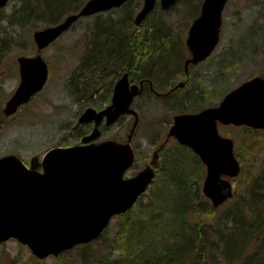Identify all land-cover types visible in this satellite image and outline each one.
Returning <instances> with one entry per match:
<instances>
[{"label":"rangeland","instance_id":"rangeland-1","mask_svg":"<svg viewBox=\"0 0 264 264\" xmlns=\"http://www.w3.org/2000/svg\"><path fill=\"white\" fill-rule=\"evenodd\" d=\"M18 1L9 0L0 10V106L14 93L18 84L17 57L34 55L36 45L33 33L48 27L43 23L38 24L36 20L33 26L9 22L7 20L9 13L17 7ZM86 1L68 2L73 6H70L68 12L58 15L59 22L72 14L75 6L77 8L80 3L84 4ZM137 1L79 18L57 40L40 52L48 64L49 83L1 131L0 157L14 154L27 164L31 157L40 158L52 147L80 144L79 139L89 132L90 128L80 125L78 117L87 107L99 110L108 105L110 88L116 73L112 70L110 74L94 82L97 88L95 94H85L86 92L79 86L89 74L82 61L92 52L91 47L95 38L93 28L98 24L94 25V22L99 20L103 23L107 19H116L126 13H129L133 22L142 4L140 0ZM201 1L183 0L167 12L154 8L140 28L133 25L139 28L138 33L135 31L137 33L135 40L139 43L144 30H147L146 33L150 31L147 26L149 21L158 19L156 25H160V31H167L174 42L175 38L181 39L180 46L177 43L175 45L179 54H182L181 58H185L183 55L187 54V51L184 39L193 20L191 17L187 18L186 10L192 13L194 6ZM212 54L208 62L210 66L202 64L193 69V73L202 69L201 66L205 68L202 73L205 70L206 72L212 70L210 79L206 76V81L204 80L198 91H210L204 97V101L201 100L206 107L217 104L226 93L243 82L255 76L264 77V0L227 1L222 12L219 43ZM217 61L216 67L218 66L220 74L214 70ZM120 68H122L120 71H123L126 66ZM214 75L219 76L218 84H213ZM196 94L197 92L194 93ZM203 105L196 108L194 105H187L186 108L198 110ZM133 107L138 115L126 114L116 124L101 130L99 138L100 141L113 140L130 144L135 158L133 166L125 173L124 178L134 177L148 166L153 170L151 184L139 196L129 212L113 217L105 231L99 238L90 242L88 247L76 246L58 256H49L41 260L32 256L27 247L15 240H8L0 245V264H97L103 258H119L123 255L122 251L128 247L134 246L133 249H137L135 243L133 245L126 241L129 227L135 229L140 226L147 227V222L152 221V217L159 210L160 214L163 212V217H170L168 215L181 210L174 205L183 200L190 203L186 208L187 212L192 213L187 219L188 223L204 234L207 242L203 253L205 264H238L243 254L254 253L263 247L264 244L261 246L258 241L262 240L261 237L258 240L254 239L257 235L263 236V231L257 232L254 227L264 222V130L218 125L219 135L233 141L234 155L240 164V172L232 180L233 196L218 207H213L202 193L206 169L199 157L197 155L194 157L191 150L179 145L176 139L168 135L174 115L188 110H179L169 104H158L154 97L148 96L140 97ZM134 117H137V123L132 129ZM161 146L162 150L154 161V151ZM177 176L185 180L178 187L172 180ZM158 197L171 199L168 200L169 204L165 211L155 205ZM228 216L240 217L237 219H242V222L246 223L248 231L244 233L239 231L238 227L234 228V236L238 239L237 247L232 253L225 255L221 249L220 238L226 236V232L230 230L227 228L229 224L224 220ZM178 225V223L166 225V228L150 225V232L148 230L141 232L146 235L139 241L140 247L146 252L144 257L160 248L174 250L179 242L175 241L181 238ZM186 228L188 230L189 227Z\"/></svg>","mask_w":264,"mask_h":264},{"label":"water","instance_id":"water-1","mask_svg":"<svg viewBox=\"0 0 264 264\" xmlns=\"http://www.w3.org/2000/svg\"><path fill=\"white\" fill-rule=\"evenodd\" d=\"M8 1L0 0V9ZM127 1L87 0L77 13L33 33L38 51L79 18L120 7ZM140 1L142 6L134 17L135 25L141 24L157 2ZM178 1L158 0V3L165 11ZM226 2L202 1L200 14L187 33L186 46L192 55L187 63L204 60L217 45ZM16 60L20 81L6 103L5 115L15 112L39 92L47 79V65L39 54L32 58L19 56ZM138 94V87L129 86L124 74L113 87L111 104L99 112L85 109L78 122L93 119L97 124L106 116V125H110L120 115H136L130 105ZM217 122L264 129V78L255 76L243 82L228 92L216 107L175 116L169 129L168 135L190 148L205 165L202 193L213 207L233 196L231 179L240 172L233 154V141L219 135ZM98 136L95 127L80 144L51 149L41 160L42 171L36 170V159L27 168L15 155L0 158V245L13 239L27 247L38 260L58 256L96 240L113 217L131 209L151 184L153 170L148 166L134 177L124 178L134 162L130 144L113 140L92 143Z\"/></svg>","mask_w":264,"mask_h":264},{"label":"trees","instance_id":"trees-1","mask_svg":"<svg viewBox=\"0 0 264 264\" xmlns=\"http://www.w3.org/2000/svg\"><path fill=\"white\" fill-rule=\"evenodd\" d=\"M70 1L71 0H19L17 7L9 13L7 20L18 25L29 24L31 26L36 24L34 22V20H36L38 24L43 23L47 26H51L59 22V14L68 12V9L71 8L70 6H73L69 5L68 2ZM133 1L136 0H129L123 6L129 5ZM182 1L183 0L180 2ZM82 5L83 3H80L77 8L75 6V9L72 11L76 13ZM199 5L200 4L194 6L192 13L187 12L186 10L187 18L191 17L194 19L197 17ZM155 8L159 9L158 6H155ZM73 12L72 14H74ZM95 22L94 25L98 24L97 27L93 28L95 31V38L91 47L92 52L87 58H83L82 61V64L85 65V68L88 70L87 73H89L88 78L85 77L86 80L82 81L83 83H79L80 88L86 92L85 94H95L97 88L94 82H97L104 76H107L112 70L114 73H117L122 69L120 67L123 65L126 66L125 70H134L136 71L135 74L141 75L142 78H149L152 75H156L158 78H166L168 74L172 73V71L177 70L180 61L178 47L174 44L175 42L171 40L167 31H160V25H156L158 19L149 21L147 26L150 31L149 33H146L147 30H144L145 32L142 33V40L139 42L140 44L135 40L137 38L139 28L133 26L132 18L130 19L129 13H126V15H122L116 19H107L103 23L99 20H95ZM147 22H145V24ZM135 31H137V33ZM89 41H91V39ZM253 47V49H255L256 45ZM230 61L231 60L229 59L228 62ZM214 79L215 78H213V83ZM190 152L194 155V157H196L192 151ZM177 177V179H172L174 180L173 183L176 187H178L182 181L185 182L183 177ZM161 200L164 201L161 202ZM168 200L158 197L155 205L157 208L158 206L162 207V210L165 211L166 206L169 204ZM189 205V201L183 200V202L181 201L174 205L181 210L168 215L170 217H163V212L160 214L159 210L158 213L154 215L155 217H152V221L147 222V227L141 228L140 226L136 229L134 227H129L127 230L126 241L131 242L132 244L135 243L137 249H133L134 246L131 248L128 247L127 250L129 251H122L123 255L121 257L116 259L103 258L100 263L97 264H205V257L203 256V253L207 242L204 239V234H201L188 223L187 219L192 214L189 213V211H186V208H188ZM127 212L124 215H126ZM237 218L240 217L228 216L224 218L225 223L229 224L227 225L229 227H226L228 230L230 229L226 232V236L220 238L221 249L225 255H229L237 247L238 239L234 236V228L238 227L239 231L244 233H247L248 231V226L245 225L246 223L242 222V219L240 220ZM177 223L179 224L177 228L180 230L181 238L175 241H179L176 244V248H174V250L160 248V250H157L156 252L153 251L148 254V256L145 255L144 257L145 251H143L140 247L139 241L146 235L141 232L144 230H148L150 232V225L166 228V225H173ZM186 227H189L188 230H186ZM252 227L254 226L252 225ZM254 228L257 232L258 230L263 231V236L257 235L254 238L258 240V238L261 237L262 240L260 239L258 241L262 246L264 244V222L256 225ZM173 238L174 237H172V239ZM88 245L89 243L80 246L88 247ZM195 245L197 247H195ZM242 256V260L238 264H264V245L262 248L260 247V250H255L254 253L248 255L243 254ZM237 259H235V261Z\"/></svg>","mask_w":264,"mask_h":264},{"label":"flooded vegetation","instance_id":"flooded-vegetation-1","mask_svg":"<svg viewBox=\"0 0 264 264\" xmlns=\"http://www.w3.org/2000/svg\"><path fill=\"white\" fill-rule=\"evenodd\" d=\"M181 0H179L178 2H177V4L180 2ZM177 4L174 6V7H176L177 6ZM155 6H158L159 7V5L158 4H156ZM174 7L172 8V9H174ZM200 7H201V3H200V5H199V12H200ZM159 9L161 10V8L159 7ZM172 9H169V10H165L166 12L167 11H170V10H172ZM80 9H78V11H79ZM77 11V12H78ZM161 11H164V10H161ZM199 12H198V15H199ZM197 15V16H198ZM194 20V19H193ZM192 20V21H193ZM192 23V22H191ZM190 23V24H191ZM133 25H135L134 24V22H133ZM141 24H139V25H136V27H139ZM190 26V25H189ZM140 28V27H139ZM188 29H189V27H188ZM187 32H188V30H187ZM172 38V37H171ZM186 38H187V35H186ZM186 38L184 39V47H185V49H186V51H187V54H184L183 56L185 57V58H181L182 57V54H179L180 55V57H179V59H180V61H179V66H178V68H177V70H175V71H172V73H170V74H168V76L166 77V78H158L156 75H152V76H150L149 78H147V77H145V78H142L141 77V75H136L135 73L136 72H131V71H128V70H125L124 68V70L123 71H119V72H117L116 74H114V75H116V76H114V83H113V85L111 86V88H110V92H111V95H110V99H109V103H108V105H106L104 108H101V109H99V110H96V109H94L96 112H99V111H101V110H104L106 107H108L110 104H111V96H112V91H113V87H114V85H115V83L119 80V79H121L122 78V76L124 75V74H126L127 75V81H128V83H129V86H131V85H136L137 87H138V89H139V94L137 95V96H135L134 98H133V100H132V103H131V105H130V108L132 109V108H134L133 107V105L135 104L136 105V101L137 100H139L140 99V97H144V96H148V97H154V99L156 100V103H158V104H162V103H164V104H169V105H171V106H173V107H175V108H177V109H187L186 107H188L187 105H194L195 107L194 108H196V107H199L200 105L202 106L203 104V107L202 108H198V110H195L194 108H190L188 111H185V112H179V113H177V114H175L174 115V117L175 116H177V115H180V114H197V113H199V112H201V111H203V110H205V109H207V108H212V107H216L218 104H219V102L223 99V98H221L220 100H219V102L217 103V104H215V105H213V106H205V103L204 102H201V100L202 101H204V97L210 92V91H201V92H198L200 89H201V86L203 85V82H204V80L206 79V76L209 78V76L211 75V71L212 70H210L209 69V67H207V69H209V70H207L208 72H206V70H205V72L204 73H202L203 71H204V69H203V66H201L200 68H202V69H199V70H197V71H195L194 73H193V69L195 68V67H198V66H200V65H206V64H209L208 62H209V60L211 59V56L213 55L212 53L214 52V50L204 59V60H202V61H199V62H197V63H195V64H193V63H187V61H189L190 59H191V53H190V51H189V49H188V47L186 46ZM57 40V39H56ZM175 43H177L179 46H180V43H181V39H179V38H175ZM55 41V40H54ZM53 41V42H54ZM52 42V43H53ZM52 43H50L49 45H51ZM174 43V44H175ZM35 44V43H34ZM36 45V44H35ZM49 45H47L45 48H47ZM217 47V46H216ZM45 48H43V49H45ZM43 49H41L40 51H38V49H37V46H36V53L34 54V55H29V56H25V57H28V58H32V57H35V56H37L38 54L41 56V54H40V52L43 50ZM186 55V56H185ZM42 57V56H41ZM18 58V57H17ZM43 59V58H42ZM181 59H182V61H181ZM44 60V59H43ZM16 62H17V60H16ZM46 63V62H45ZM218 64V61H217V63L215 64V67H214V70H216V73H218V74H220V70L218 69V66L216 67V65ZM46 65H47V79H46V81H45V83H44V85H43V87H42V89L49 83V80H50V72H49V68H48V64L46 63ZM204 65V66H205ZM208 66H210V64L208 65ZM17 72H18V78H19V80H18V84H19V81H20V77H19V70H18V63H17ZM122 72V73H121ZM213 74H214V72H213ZM211 77V76H210ZM262 77V76H261ZM214 83L213 84H218L219 83V76L218 75H214ZM262 78H264V77H262ZM210 79V78H209ZM250 80V79H249ZM206 81V80H205ZM18 84H17V86H18ZM212 84V85H213ZM17 86H16V88H17ZM16 88L14 89V91L16 90ZM41 89V90H42ZM40 90V91H41ZM13 91V92H14ZM39 91V92H40ZM39 92H37V93H35V94H33L32 96H31V98L26 102V103H24V104H21V105H19L18 107H17V109L15 110V112H13L12 114H9V115H5L4 114V109H5V106H6V103H7V101L10 99V97L13 95V93H12V95L0 106V133H1V131L4 129V127H5V125L14 117V116H16L20 111H21V109L22 108H25L26 107V105L34 98V96L35 95H37ZM197 92V94L196 95H194V93H196ZM202 92H204V93H202ZM215 94H213V96H214ZM139 98V99H138ZM210 98V97H209ZM183 107V108H182ZM87 108H90V107H87ZM86 108V109H87ZM93 109V108H92ZM133 110V109H132ZM134 112H135V114L136 115H138V113L135 111V110H133ZM126 114H124V115H120L118 118H117V120L116 121H114L112 124H110V125H106V121H107V119H106V116H104L102 119H100L99 120V122L96 124V122H95V120H91V121H89V122H86V123H80V125H84V126H87V127H89L90 128V131L89 132H87L86 134H84L83 136H81V138L79 139L80 141H81V139L84 137V136H87V135H89V134H91L93 131H94V129H95V127L97 128V130L99 131V136L94 140V141H92V143L94 142V143H99V142H102V140L100 141L99 140V138H100V135H101V130H103V129H105V128H109L110 126H112V125H114V124H116L117 122H119L120 120H121V118L123 117V116H125ZM81 116V115H80ZM80 116L78 117V119L80 118ZM174 117H173V119H174ZM136 123H137V117H134V123H133V128L132 129H134V125H136ZM172 123H173V121H172ZM218 125H221V126H224V127H228V126H232L233 127V125H222V124H220L219 122H217V127H218ZM234 127H237V126H234ZM252 130H261V129H253V128H251ZM264 130V129H263ZM170 138H174L173 136H169ZM175 139V138H174ZM104 141V140H103ZM80 143V142H79ZM179 145H181V146H183V147H185V148H187V150H190L187 146H184V145H182V144H180V143H178ZM53 148H58V147H52V148H50V149H48L40 158L39 157H36V156H33V157H31L30 159H29V161H28V163L27 164H25L24 163V161H22L21 159H20V157H18V156H16V157H18L20 160H21V162L25 165V167H27V168H30V166H31V161H32V159H36V161H35V164L37 165V167H36V170L37 171H42V168H41V166H40V163H41V160H42V158L44 157V155L47 153V152H49L51 149H53ZM162 150V146L161 147H157V150L156 151H154V154H153V160L155 161L156 160V158L158 157V155H159V152ZM8 155H14V154H8ZM5 156V155H4ZM1 157H3V156H1ZM0 157V158H1ZM135 158V157H134ZM202 165L205 167V165L202 163ZM234 180V179H233Z\"/></svg>","mask_w":264,"mask_h":264}]
</instances>
